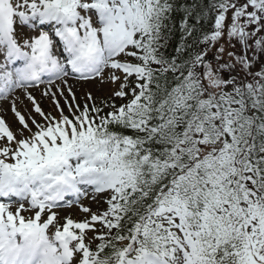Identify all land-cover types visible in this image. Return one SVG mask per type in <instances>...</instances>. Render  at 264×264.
Here are the masks:
<instances>
[{
	"label": "snow or ice",
	"instance_id": "1",
	"mask_svg": "<svg viewBox=\"0 0 264 264\" xmlns=\"http://www.w3.org/2000/svg\"><path fill=\"white\" fill-rule=\"evenodd\" d=\"M9 98L0 264H264V0H0Z\"/></svg>",
	"mask_w": 264,
	"mask_h": 264
},
{
	"label": "rangeland",
	"instance_id": "2",
	"mask_svg": "<svg viewBox=\"0 0 264 264\" xmlns=\"http://www.w3.org/2000/svg\"><path fill=\"white\" fill-rule=\"evenodd\" d=\"M106 85H100L98 82H89L86 84H77L75 85V89L77 92V96L80 98L81 102L83 100V94L86 91H92L93 94L95 96H97L98 98L107 94L110 91V88L105 87ZM104 88V89H101ZM20 94V93H19ZM17 94V95H19ZM37 99L40 98L39 93L35 92ZM25 106H27V109L31 108L30 102L27 101L25 98L22 97V102H18V108H20L21 111H25L26 108ZM46 110L50 109V104L49 102L46 100L43 102L42 105ZM10 100L9 101H5L3 103L0 104V115H4L6 121L9 123V125L13 128V130L15 131L18 127V121L16 120V117L14 115L11 114L10 112ZM84 203L88 204V201L85 200L83 201ZM93 210H95L96 205L95 204H91L90 205ZM72 214L75 218H80L83 214L79 211V209L77 207H72V208H68L66 210L62 211V214Z\"/></svg>",
	"mask_w": 264,
	"mask_h": 264
},
{
	"label": "bare ground",
	"instance_id": "3",
	"mask_svg": "<svg viewBox=\"0 0 264 264\" xmlns=\"http://www.w3.org/2000/svg\"><path fill=\"white\" fill-rule=\"evenodd\" d=\"M105 87L110 88L111 86L110 85H106ZM101 89H104V88H101ZM61 211H63V210H61Z\"/></svg>",
	"mask_w": 264,
	"mask_h": 264
},
{
	"label": "trees",
	"instance_id": "4",
	"mask_svg": "<svg viewBox=\"0 0 264 264\" xmlns=\"http://www.w3.org/2000/svg\"><path fill=\"white\" fill-rule=\"evenodd\" d=\"M170 51H171V49H170Z\"/></svg>",
	"mask_w": 264,
	"mask_h": 264
}]
</instances>
